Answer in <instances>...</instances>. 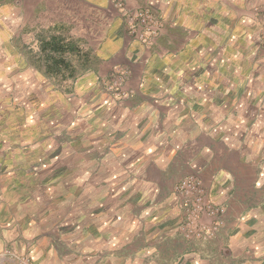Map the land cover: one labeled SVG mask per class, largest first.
I'll return each mask as SVG.
<instances>
[{
    "label": "crops",
    "instance_id": "crops-1",
    "mask_svg": "<svg viewBox=\"0 0 264 264\" xmlns=\"http://www.w3.org/2000/svg\"><path fill=\"white\" fill-rule=\"evenodd\" d=\"M126 3L162 18L150 46L127 37L114 0H0V42L11 61L47 64L37 77L82 80L83 94L117 64L133 70L106 133L90 121L69 140L81 151L63 146L77 170H60L51 194L0 180V264H264V50L242 21L264 0ZM189 175L226 209L208 239L181 230L174 187Z\"/></svg>",
    "mask_w": 264,
    "mask_h": 264
},
{
    "label": "rangeland",
    "instance_id": "rangeland-1",
    "mask_svg": "<svg viewBox=\"0 0 264 264\" xmlns=\"http://www.w3.org/2000/svg\"><path fill=\"white\" fill-rule=\"evenodd\" d=\"M114 7L123 22L127 37L141 42L145 47L150 46L162 28V18L154 14L150 7L130 8L126 0H114ZM254 9L252 20H246L244 16L242 21L251 27L249 40L253 54L261 55L264 50V3ZM19 49L27 54L24 55L27 58L41 57L38 51L42 47L23 46ZM67 49L65 47L66 51ZM30 50L37 53L31 54ZM10 51L0 42V58L3 59L0 62V180L3 183L4 178L17 175L21 187L33 188L32 198H40L43 191L51 194V187L63 177L58 175L60 170H77L76 160L64 157V154H72L63 146L70 139L88 132L89 127H85V124L101 121L99 135L106 133V126L102 125L103 119L110 116L118 104L129 98L127 83L133 76V70L130 66L117 64L106 75L98 78L95 89L88 88L83 94H78L75 88L84 81L39 78L37 73L47 64L33 63L38 68L33 71L23 62L11 61ZM19 58L21 57L17 56L14 60ZM52 65H63L65 68L69 66L68 63L58 64L56 61ZM257 116L264 118L263 108L257 112ZM256 130L258 146L264 149V123L259 122ZM72 143L81 151L79 141ZM209 199L213 201L211 195ZM213 203L216 204L214 201ZM216 205L223 208L221 213L215 217L204 216L200 220L203 224L211 225L213 232L224 223L226 214L225 207ZM205 218L212 219L214 223H207ZM212 233L200 239H208ZM22 261L23 264H32L33 258H24Z\"/></svg>",
    "mask_w": 264,
    "mask_h": 264
},
{
    "label": "built area",
    "instance_id": "built-area-1",
    "mask_svg": "<svg viewBox=\"0 0 264 264\" xmlns=\"http://www.w3.org/2000/svg\"><path fill=\"white\" fill-rule=\"evenodd\" d=\"M174 193L180 201L184 215L181 230L188 239L201 238L213 232L212 226L203 224L204 216L215 217L223 211L209 199L210 191L204 182L196 175H189L178 182Z\"/></svg>",
    "mask_w": 264,
    "mask_h": 264
}]
</instances>
